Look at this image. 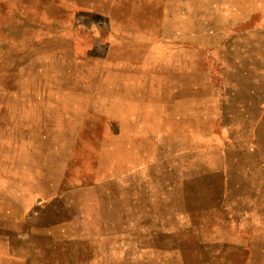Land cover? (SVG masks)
<instances>
[{
  "label": "rangeland",
  "instance_id": "obj_1",
  "mask_svg": "<svg viewBox=\"0 0 264 264\" xmlns=\"http://www.w3.org/2000/svg\"><path fill=\"white\" fill-rule=\"evenodd\" d=\"M181 1L0 0V264H264V0Z\"/></svg>",
  "mask_w": 264,
  "mask_h": 264
},
{
  "label": "crops",
  "instance_id": "obj_2",
  "mask_svg": "<svg viewBox=\"0 0 264 264\" xmlns=\"http://www.w3.org/2000/svg\"><path fill=\"white\" fill-rule=\"evenodd\" d=\"M158 1V2H157ZM162 0H134L132 4L133 7H141L142 8V14L139 15V17L143 20L144 23H146V19L153 18L156 22V25L158 22L161 25L162 23V17H163V5L161 3ZM183 4L179 7V11L182 12V14L186 16H182L185 19H194L189 17L187 14V10L189 8L187 0H182ZM124 5H122L123 8H126V2H123ZM147 15V16H146ZM123 21L125 22L126 17H122ZM159 18V20H158ZM140 22V21H139ZM118 38L121 39L120 44H123L126 47L119 48V50H115L113 46H115L114 42H109L110 43V48H109V54L108 58H111V56L114 57V61L111 65V67L118 72L121 73H126V72H132L137 70V65L140 63V55L143 54L139 50H134L131 48L127 47V43L129 42L130 39H132V33H129L128 30L125 27L123 29L118 31ZM194 34V32H192ZM134 40V39H132ZM113 53V55L111 54ZM129 58V60H128Z\"/></svg>",
  "mask_w": 264,
  "mask_h": 264
}]
</instances>
